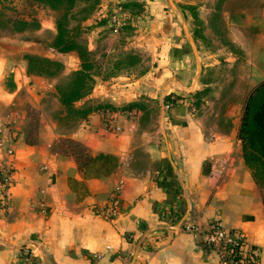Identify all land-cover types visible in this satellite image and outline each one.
Here are the masks:
<instances>
[{"label": "crops", "instance_id": "obj_1", "mask_svg": "<svg viewBox=\"0 0 264 264\" xmlns=\"http://www.w3.org/2000/svg\"><path fill=\"white\" fill-rule=\"evenodd\" d=\"M114 1L99 4L104 8ZM137 1L152 24L144 31L145 45L157 50V68L148 82L149 73L130 79L123 72H99L82 97L88 108L76 124L60 129L37 121L33 139L25 134L14 143L20 172L9 189V207L0 206V264H30L23 259L25 250L37 256L38 264H122L135 248L133 264H212L214 256L204 252L196 234L170 227L185 211L186 197L185 221L202 230L217 217L226 228L242 230L264 264L261 190L242 159L234 106H225L220 122L215 107L192 110L180 94L176 103L163 107L161 129L175 168L159 119L147 125L142 120L144 109H151L142 102L152 97L160 102L165 83V93L177 95L194 77L189 46L181 38L171 41V31L177 33V13L192 3L201 10L202 2L173 0L172 9L166 0ZM7 65L0 56V114L13 117L6 105L19 93L4 84ZM43 80L37 85L40 95L49 86ZM100 108L115 112L118 129L104 126ZM208 115L215 119L207 121ZM119 182L117 214L94 211Z\"/></svg>", "mask_w": 264, "mask_h": 264}, {"label": "rangeland", "instance_id": "obj_2", "mask_svg": "<svg viewBox=\"0 0 264 264\" xmlns=\"http://www.w3.org/2000/svg\"><path fill=\"white\" fill-rule=\"evenodd\" d=\"M201 2V10L192 3L177 13V33L171 31V41L187 42L181 28L185 20L197 48L199 73L193 87L192 78L177 95L168 93L174 94L173 104L183 95L194 109L215 107L220 122L226 105L234 106L240 117L250 89L264 78V0ZM0 6V56L8 64L4 84L19 93L6 105L13 117L5 134L16 143L25 134L27 140L34 138L37 121L54 122L60 129L76 124L88 108L82 97L99 72H123L130 79L149 73L148 82L157 68V50L145 45L144 31L152 24L137 0H118L104 8L99 0H1ZM18 17L26 20L23 29H15L12 19ZM66 45L72 46L61 49ZM39 78L49 84L41 95ZM141 105L151 106L144 109V125L159 119L158 98ZM12 155L10 170L20 172ZM32 165L37 172V162Z\"/></svg>", "mask_w": 264, "mask_h": 264}, {"label": "built area", "instance_id": "obj_3", "mask_svg": "<svg viewBox=\"0 0 264 264\" xmlns=\"http://www.w3.org/2000/svg\"><path fill=\"white\" fill-rule=\"evenodd\" d=\"M117 24L118 22H115V26ZM113 29L116 30V27ZM170 104L171 102L163 107ZM190 109H194V107L191 105ZM99 113L106 128H119L113 110L100 108ZM10 120L11 116L8 112L0 114V206L3 208L9 207V189L15 180V172L10 170L15 141L5 134ZM120 187L121 182L116 185L113 193L105 202L100 206H95L93 210L101 212L107 217L115 216L119 211L118 190ZM180 226L200 238L199 242L204 252L214 256L212 264H261L258 260L256 244L249 241L242 230L223 226L217 217L209 218L206 227L202 230H197L192 222L184 219ZM131 252L124 257L125 260L129 259ZM23 259L30 264H38L37 256L30 250L24 251Z\"/></svg>", "mask_w": 264, "mask_h": 264}, {"label": "trees", "instance_id": "obj_4", "mask_svg": "<svg viewBox=\"0 0 264 264\" xmlns=\"http://www.w3.org/2000/svg\"><path fill=\"white\" fill-rule=\"evenodd\" d=\"M12 20L17 23L14 25L15 29H23V25L26 24L25 18L18 17ZM71 46L66 45L61 49ZM173 100L174 97L170 93L164 95L163 102H173ZM236 135L240 141L243 162L248 167L253 181L261 190V201L264 208V191H262L264 189V78L250 89L245 99ZM97 157L107 156L98 154ZM125 236L129 237L127 234Z\"/></svg>", "mask_w": 264, "mask_h": 264}, {"label": "water", "instance_id": "obj_5", "mask_svg": "<svg viewBox=\"0 0 264 264\" xmlns=\"http://www.w3.org/2000/svg\"><path fill=\"white\" fill-rule=\"evenodd\" d=\"M166 1H167V4H168V6L170 8L176 9V6H175L173 0H166ZM181 28L183 30L184 36H185L189 46H190V49H191V52H192V54L194 56V60H195V64H196L193 81H192L191 86H190V88H191V87H193V84L195 83V80H196V76H197V74L199 73V70H200V60H199V57H198V53H197V49H196L194 40L192 38V35L188 31V28H187V25H186L184 19H181ZM167 87H168L167 83H165L162 86L160 108H159V126H160V129H161V119H162V114H163V98H164L165 90L167 89ZM161 135H162V139H163V142H164V145H165V150H166L168 161H169L171 167L175 168V164H174V162L172 161V159L170 157L169 147H168V144H167V138H166V134H165L164 129H161ZM189 207H190L189 206V199H188V197H186V209H185V211L180 215V217L178 218V220L175 223L170 225V227L173 228V227L180 226V224L182 223L183 219L185 218V216L187 215V213L189 211ZM136 251H137V249L135 248L131 252L130 257L127 260V262L122 263V264H133L134 259L136 257Z\"/></svg>", "mask_w": 264, "mask_h": 264}]
</instances>
